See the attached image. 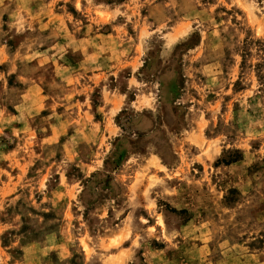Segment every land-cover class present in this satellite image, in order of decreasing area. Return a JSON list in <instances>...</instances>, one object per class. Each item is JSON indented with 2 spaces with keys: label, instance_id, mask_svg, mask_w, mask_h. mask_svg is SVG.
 Masks as SVG:
<instances>
[{
  "label": "rangeland",
  "instance_id": "374dc122",
  "mask_svg": "<svg viewBox=\"0 0 264 264\" xmlns=\"http://www.w3.org/2000/svg\"><path fill=\"white\" fill-rule=\"evenodd\" d=\"M0 264H264V0H0Z\"/></svg>",
  "mask_w": 264,
  "mask_h": 264
}]
</instances>
